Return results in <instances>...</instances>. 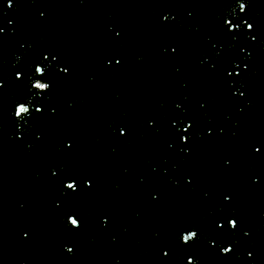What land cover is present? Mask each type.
I'll return each mask as SVG.
<instances>
[{"label":"water","instance_id":"obj_1","mask_svg":"<svg viewBox=\"0 0 264 264\" xmlns=\"http://www.w3.org/2000/svg\"><path fill=\"white\" fill-rule=\"evenodd\" d=\"M189 261L264 264V0H0V264Z\"/></svg>","mask_w":264,"mask_h":264},{"label":"snow or ice","instance_id":"obj_2","mask_svg":"<svg viewBox=\"0 0 264 264\" xmlns=\"http://www.w3.org/2000/svg\"><path fill=\"white\" fill-rule=\"evenodd\" d=\"M244 10H245V5L243 3H241L240 4V11L243 12ZM247 27L251 28L252 25L249 24V25H247ZM35 72L43 74L44 69L39 67V66H37L35 68ZM32 87L35 88V89H40V91L42 92V91L47 90L49 88V85L47 83H41L39 80H37L35 83L32 84ZM19 105H20L19 107H15V113L14 114L16 116H21L23 113H26V112L29 111L28 108L23 106V103H20ZM36 111H40V109L37 108ZM66 187L68 189H70V190H74L76 188V185L74 184V182H69V183L66 184ZM69 217H73V216H69ZM69 217H68V223H69ZM69 224L71 226H73V227H77L78 224H79V221L76 218H73V219H71V222ZM229 224L233 228L236 226V222L234 220H230ZM187 233H189V234L188 235H184L182 237V240L185 243L191 241L197 235L196 232H193V231H189ZM223 251L227 253V252L230 251V249L229 248H224ZM189 264H192V262L189 261Z\"/></svg>","mask_w":264,"mask_h":264}]
</instances>
